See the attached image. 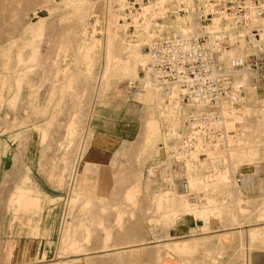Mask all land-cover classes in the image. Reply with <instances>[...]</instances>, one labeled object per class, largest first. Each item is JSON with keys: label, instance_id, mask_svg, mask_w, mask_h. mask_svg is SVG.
Instances as JSON below:
<instances>
[{"label": "rangeland", "instance_id": "1", "mask_svg": "<svg viewBox=\"0 0 264 264\" xmlns=\"http://www.w3.org/2000/svg\"><path fill=\"white\" fill-rule=\"evenodd\" d=\"M118 3L0 0V264H215L218 254L219 264L246 255L264 264V124L249 122L253 142L232 155L254 190L223 178L227 202L211 213L177 194L155 197L146 170L189 109L161 116ZM249 103L262 102L251 94ZM98 111L116 123L135 113L133 140L95 149Z\"/></svg>", "mask_w": 264, "mask_h": 264}, {"label": "built area", "instance_id": "2", "mask_svg": "<svg viewBox=\"0 0 264 264\" xmlns=\"http://www.w3.org/2000/svg\"><path fill=\"white\" fill-rule=\"evenodd\" d=\"M117 15L125 40L146 51L163 107L189 109L181 127H167L163 156L146 170L153 195L177 194L211 213L227 202L224 177L241 193L254 190L232 155L253 142L249 122L264 124V0H119ZM128 87L139 91L137 82Z\"/></svg>", "mask_w": 264, "mask_h": 264}, {"label": "crops", "instance_id": "3", "mask_svg": "<svg viewBox=\"0 0 264 264\" xmlns=\"http://www.w3.org/2000/svg\"><path fill=\"white\" fill-rule=\"evenodd\" d=\"M115 107H122L121 103L118 102ZM98 113L99 114L95 115L96 117L94 116L95 118H93L95 122L93 125L92 143L95 149L101 152H108L113 148V146L117 144L120 145V143L133 140L134 136L136 135L135 133L138 131V122H136L135 113L129 111L127 113L128 121L122 118L124 122L118 121L119 123H116L115 121L111 122V119L104 116V112L102 113L101 111H98ZM117 113H119V111ZM118 119L120 120V116H118L116 120ZM104 120L106 121L107 125L102 126L101 123H104ZM106 126L108 129L103 130L102 127ZM29 158H31V156ZM31 200L34 201L35 199L32 198Z\"/></svg>", "mask_w": 264, "mask_h": 264}, {"label": "bare ground", "instance_id": "4", "mask_svg": "<svg viewBox=\"0 0 264 264\" xmlns=\"http://www.w3.org/2000/svg\"><path fill=\"white\" fill-rule=\"evenodd\" d=\"M138 45H140L141 47H142V45L141 44H138ZM145 51V50H144ZM145 53H146V51H145ZM146 58L148 59V57H147V55H146ZM146 68H147V63H146ZM148 72V71H147ZM147 75H146V79H147V81H148V83L146 84V85H148V88L149 87H152V89L155 91V92H157V93H159V91L157 90V88L155 87V85H154V83H153V79H152V76L150 75V73L148 72V73H146ZM149 76H150V78H149ZM135 82V81H134ZM147 87V86H146ZM141 91H143V90H141ZM140 91H138V93H139ZM163 102H164V99L163 98H161V104H162V106L161 107H159V112H160V114H161V116H164L166 113L167 114H169V115H172V113H170L172 110L171 109H167V108H165V107H163ZM187 113H188V111H186V114L184 115V118L186 117V115H187ZM235 168V167H234ZM224 179L225 180H228V182H229V185H231V181H230V177L228 176V177H224ZM224 182V181H223ZM160 195H162V194H160ZM166 195H169V194H166ZM157 196H159V195H157ZM165 198H167L166 196H165ZM179 218H181L180 216L179 217H177V220L179 219ZM170 245V244H169ZM172 245H174L176 248H186V246L188 245V244H183V245H180L178 242H175V243H172ZM121 249H124V248H121ZM126 249V248H125Z\"/></svg>", "mask_w": 264, "mask_h": 264}]
</instances>
